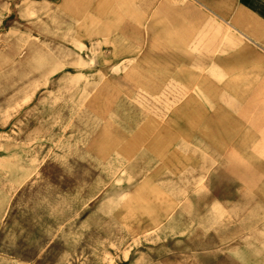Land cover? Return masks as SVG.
<instances>
[{
    "label": "rangeland",
    "instance_id": "374dc122",
    "mask_svg": "<svg viewBox=\"0 0 264 264\" xmlns=\"http://www.w3.org/2000/svg\"><path fill=\"white\" fill-rule=\"evenodd\" d=\"M200 1L0 0V264H264L263 201L233 177L249 199L214 197L224 152L167 126L183 97L242 129L264 106V54L223 20L236 1ZM170 151L195 165L175 173Z\"/></svg>",
    "mask_w": 264,
    "mask_h": 264
},
{
    "label": "bare ground",
    "instance_id": "6f19581e",
    "mask_svg": "<svg viewBox=\"0 0 264 264\" xmlns=\"http://www.w3.org/2000/svg\"><path fill=\"white\" fill-rule=\"evenodd\" d=\"M195 2H198L202 6L206 7L203 3H201L200 0H193ZM247 15L242 14L237 16V18L228 16L227 19H223L224 22L229 25L234 31L238 33L240 36V42L241 44L243 40H247L251 44L261 48L264 51V46L258 41L254 40L244 32V24L249 21V17L247 19ZM234 20V25L233 21ZM251 20V19H250ZM250 52V49L248 46H242L239 53H236L234 55L228 56L229 63H235L236 57L238 56H244L246 57ZM251 53V52H250ZM25 53L21 52L19 53L15 58L14 62L16 64H23V60L25 61ZM13 75V72H3L0 74V77L2 78H8ZM232 87V86H231ZM240 98L245 99V95H239ZM178 103L174 105L171 108L170 114L171 116L168 117L169 121H167V126L171 128H177V123L180 121L186 122V127L184 128L185 135L189 136L193 133V130H196L197 134L200 135L202 138H204L210 145L215 147L218 151H223L226 158V164L222 166L223 170H220V167L216 170H214L211 173L210 180L212 183L217 184V182H224L223 187L215 188L214 191V197L218 198H225V199H249L247 196H241L235 189L234 182H232V177L236 179H239L241 182H243L245 185L250 186L254 193H256L263 201L264 203V167L260 164H257L256 158L254 159L250 154L247 152L253 153L257 152L256 145L259 143L254 144L253 149H250V147L253 146V143L250 141L252 140V133L256 132L258 129L262 132L264 130V106H259L260 109L257 112L258 114L256 116H252L250 119L253 121L250 123L249 127H243L241 128V122L240 120L246 119V117H230L224 115V113L215 110H204L203 108L200 109L199 107L197 109H194L191 107L193 104L194 99L192 97H186L181 98L177 101ZM196 108V107H195ZM198 120L199 124H191V121ZM150 121V120H148ZM205 121V122H203ZM144 124V123H143ZM141 125L140 128L134 133V139H133V145L135 143L139 145H151V143H154V139H146V137H143V132L146 129V131L153 132L152 135H155V132H160L164 130L163 126L157 125L156 123H148L147 128L144 125ZM148 127L150 129H148ZM227 127V128H226ZM195 128V129H193ZM168 135V133H167ZM168 140L171 139V136L167 137ZM249 139V140H248ZM132 143V142H131ZM126 146V145H125ZM248 148V149H247ZM259 152V153H258ZM257 154L259 156H262L261 150H259ZM170 156V158L168 157ZM261 158V157H260ZM167 159H176L174 163H171V169L176 173L180 171L182 168H184L187 165L194 166L195 160L192 157H178L176 153H173L172 151L167 154ZM256 160V161H255ZM223 174V175H222ZM228 177L227 180H224L226 176ZM206 202L207 200L201 202L199 205V211L200 214H202L206 209ZM176 216L175 208H167L166 211H163L159 213L157 216L149 219L144 220L141 224V229L146 228L147 226H156L159 224H162L163 226H170L174 218ZM253 225V223L251 224ZM250 227V225H247ZM238 231L235 230L233 232L234 237H236V233ZM219 240L218 242H220ZM230 237H227L225 239V242H229ZM212 242V240L210 241ZM207 242L206 244L210 243ZM195 246H201L204 245L203 243L199 241L198 243L194 244ZM217 264H236L234 261H232L229 258L224 257L223 259H220Z\"/></svg>",
    "mask_w": 264,
    "mask_h": 264
},
{
    "label": "crops",
    "instance_id": "0c3cea01",
    "mask_svg": "<svg viewBox=\"0 0 264 264\" xmlns=\"http://www.w3.org/2000/svg\"><path fill=\"white\" fill-rule=\"evenodd\" d=\"M239 14H246L250 19L244 24V32L264 46V0H235ZM228 16H231L229 12ZM239 15H235L237 18ZM247 17V19H248ZM232 19V18H231ZM264 54V51L259 48ZM264 114V113H263Z\"/></svg>",
    "mask_w": 264,
    "mask_h": 264
}]
</instances>
